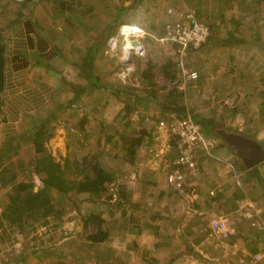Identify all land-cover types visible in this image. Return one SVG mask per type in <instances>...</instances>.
Segmentation results:
<instances>
[{"label": "rangeland", "instance_id": "374dc122", "mask_svg": "<svg viewBox=\"0 0 264 264\" xmlns=\"http://www.w3.org/2000/svg\"><path fill=\"white\" fill-rule=\"evenodd\" d=\"M233 1L236 2L232 4ZM46 3V1L41 3V10L45 14L42 20L44 25L37 26L36 33L49 39L47 48H42L43 51L46 50L44 52L48 56L52 53L50 51L54 40L58 42V44L55 43L58 45L57 49H59V43H62V54L59 56V50H57L56 57L54 55L52 59H45L43 51L38 50L39 55L35 53L36 51L33 54L27 53V63H24L23 68L17 73L13 69L14 62L8 58V81L3 97L11 103L13 108L7 111L6 115H14L16 110H20L16 120L18 125L20 123L21 129L16 131L14 136L12 134L6 136L8 131L0 129V163L5 161L7 167V172L3 171L0 177V203L8 199L10 194L16 193L13 189L15 186L21 189L19 186L21 182H30L35 190L40 189L35 183V176L42 174L35 170L37 152L32 138L37 128L31 130V126L42 120L51 122V125L47 127L51 134L47 135L45 145L60 163H64L66 159L73 162L81 161L82 157L88 153H99L105 167L113 170L117 176L122 171L125 172L124 169L131 171L132 176L133 171L139 173L142 168H149L151 165H155L153 168L162 177L168 167L171 171V166L168 165L172 159H168V164L160 160L162 155L169 154L166 134L173 122V117L161 118L159 121L160 104L154 99L157 95H159L157 100L165 97L168 90L157 88L159 86L155 85V79L158 76L154 81L149 78L142 85L139 84L135 75H130L133 71L125 73L128 72L129 65L107 54L106 42L103 53L98 56L96 72L102 78L103 83L111 85L110 90L103 91L101 87L88 86L85 92L77 96L78 92L75 87L85 86L89 80L80 75L76 60L79 61V55L83 57L84 52L93 45L96 37L110 25L116 24L112 35L118 32L121 24L128 22L141 24L155 35H160L165 33V28L169 23L180 20L179 12L183 13L188 10L196 14L197 11L203 21L207 20L211 23V37L203 47L190 49L182 56L176 45L162 44L157 40L147 38L144 55L134 57L132 66L134 65L135 68L137 66L139 77L150 59L156 66L154 71L161 75L163 74L162 66L166 64L174 66L173 69L177 70L178 76L174 79L173 85L185 87L182 89L188 88L184 95H179V103L187 102L185 104L187 106L196 105L194 108L198 113L216 122L214 123L216 131L225 128L236 133L241 131L245 135H255V139L264 135V64L262 63L264 59V0H140L138 5L130 6L128 10H122V12L120 6L108 5L106 0H83L82 4L77 6L75 16L70 14L71 18H76V21H73L74 24L68 17L60 16L62 11L58 4L48 3L55 8L44 10ZM16 5L12 3V7ZM55 9H59V14L56 11L54 13ZM10 18L13 19V16ZM117 18L121 21L114 22L113 20ZM226 18L229 21L224 28L221 21ZM234 19H240V22ZM4 21L6 20H3L0 25H3ZM5 23L3 27L11 31L12 25L9 27V23ZM55 28H59V33L52 32L54 38L49 37L48 33ZM212 28L216 32H212ZM230 29L238 31L237 36L244 37L252 45L241 47L236 45L234 49L227 47L225 44L229 35L224 31ZM37 39L38 37L34 40ZM253 46H261L262 49H254L252 54L251 50L255 48ZM248 49L250 55L252 54L250 59L242 55V52H248ZM233 50L237 51L235 62L231 61L230 52ZM10 57L12 59L15 56L11 53ZM181 63L187 69H196L202 74L203 80L198 83V87H186L189 84L183 81ZM244 63L251 64L254 69L241 70ZM123 79L128 82L125 84L133 87L126 93L125 100L132 98L130 93L148 97L132 100L137 110L131 114L130 118H123L127 102L119 101L116 90L112 87V84L122 83ZM260 79H263V82ZM158 80H162V83L168 81L165 77H158ZM74 97V105L70 107V100ZM232 98L235 99L234 103L231 102ZM226 100L230 101L228 105L224 104ZM237 107L238 111L234 112ZM86 120L89 122H86V128L83 130L80 125ZM143 120L149 130L144 137V143L139 148H143L141 154L144 156H141L142 158L137 162L136 159L132 162L126 158L127 153L124 149L125 138L131 131L125 128L126 123L132 121V125L138 128L144 126L142 125ZM213 135L224 143L217 134ZM161 152L163 154L160 156L156 155ZM233 155L235 158L232 159L238 158L236 154L233 153ZM126 163L129 164L126 165ZM225 164L226 172L232 170L231 164L228 165V162ZM262 169L264 172V166ZM64 171L65 179L74 180L82 177L80 170L75 169V165L70 168L65 167ZM247 175L239 173L238 182L231 180L232 178L227 182H222L221 186L215 187L211 192L214 193V195L211 194L212 197L216 199H208L202 207H208L218 212V215L226 210L225 213L232 217L235 227L240 226L241 223L249 230L251 227L248 222L250 221L241 218L239 214L241 210H244L245 205L243 204L247 199L238 198L235 199V203L233 202L235 185L237 184L242 189L250 185L252 191H256L255 199L252 200L263 211L264 186L259 182L258 175L252 176L253 178H248ZM211 178L214 179L213 176ZM243 191L248 194V188ZM75 194L79 195V199L84 200L80 206L75 205L77 203ZM51 196L56 204V211L52 215L32 217L23 222L10 220L5 222L4 226L0 225V264H169L170 260L160 261L152 256L143 257L133 247L124 248L117 243V240H111L120 231L112 229L111 221L105 224L104 229L108 230L109 235L112 236L102 243L101 247H85L87 243L84 219L91 211H103L106 205H109V190L95 201H92L93 198H89L85 193L65 192L55 188ZM115 204L112 203L114 210L119 206L118 203ZM0 207H2L1 204ZM109 212L107 211L108 214ZM261 215L263 216L256 220V223L264 222V212ZM206 216L203 220H206L205 227L208 228L214 218L209 220V214ZM193 239L196 241L192 245L195 251L189 248L184 249L182 253L185 252L187 256L182 263L255 264L240 253L241 251L247 253L251 247V244L247 245L244 240L236 242L237 245H235L232 239L221 238L217 232H199L194 235ZM258 243L264 246V232L258 236ZM70 245L75 247L76 259L71 256H61L58 253L65 251L69 253ZM10 251L14 252L11 259L7 256ZM44 251L49 254L45 257L37 256L38 253ZM205 257L209 260H205Z\"/></svg>", "mask_w": 264, "mask_h": 264}, {"label": "crops", "instance_id": "0c3cea01", "mask_svg": "<svg viewBox=\"0 0 264 264\" xmlns=\"http://www.w3.org/2000/svg\"><path fill=\"white\" fill-rule=\"evenodd\" d=\"M45 1L46 0H25L22 2H16L15 0H0V23L3 20H6L4 21L3 25H0V29L2 30L0 32L3 33L5 41L7 42V56L10 61L14 62L13 69L15 73L23 68L22 66L24 63H27V53L33 54L35 51V53L38 52L37 48L35 47L36 43H38V39H34H36V36L38 35V33H36V27H41L44 25L42 20L44 19L45 14L44 11L42 12L41 8ZM64 2L67 4L62 5H67L69 10L68 8H64L65 10H61L62 13L60 16L68 17L70 22L74 24L73 21H76V18H71L70 14L75 16L77 5L70 3L69 0H64L61 3ZM106 2L108 5L120 6L122 12V10H128L130 6L138 5L140 0H106ZM235 2L236 1H233L232 4ZM12 3H16L17 5L12 7ZM46 4L47 5H44V10H46V8L51 10V5L48 3ZM56 12L59 14V9L56 10ZM18 14H22L23 18L17 20ZM10 15L13 16V19L10 18ZM118 20L121 21L119 18L113 21L118 22ZM228 21V18L221 21V23L224 25V28H226L225 25L228 23ZM5 22L9 23V27L12 25L11 31H9L8 28L6 29L3 27L6 24ZM32 25L33 27L30 29V26ZM55 31L59 33V28L51 30L49 32L50 34L48 33V35H50L49 37L54 38V34L52 32ZM231 31L237 35L238 31L234 29L225 30L224 33L227 32L228 34V32ZM55 43L56 41L54 40L53 44ZM46 44L47 43L41 44V46L45 45V48L43 47V49L47 48ZM56 44H58V42ZM252 49L253 50H251V53L253 54L254 48ZM44 51L46 52V50ZM44 51L43 53L46 56L43 55V57H47L49 59V56ZM11 53H13V56H15L12 59L10 57ZM242 54L248 59H250V56H252V54L250 55L249 52H242ZM37 55H39V53H37ZM5 102L6 104L4 106V113L2 114L3 116L1 118H4V120H0V129L2 128L5 131H8L5 134L6 136L7 134H12V136H14L15 132L21 129L19 127L20 123L18 125L16 120L18 119L17 117H19L18 112L21 111L16 110V113L14 115L12 114L11 116L6 115L7 111L13 107H11V103H8L6 99ZM185 104H187V102H185ZM170 116L172 117L170 114L166 117L168 118ZM160 120L161 117H159V121ZM240 133L244 134L241 131ZM209 136L214 138L212 135ZM246 136L248 135L246 134ZM215 139L218 142V146L215 149V156L203 157L200 166V175L198 176L199 178L197 177V181H193L194 178H189L188 183L184 188L174 187L168 183L167 173L170 171L169 167L166 169L167 172L163 174V177L160 176L161 174L159 172L155 171L153 168L155 165L151 164H149L151 165L149 168H142L141 172L139 173L137 171L138 174L134 178L131 176V171L129 172L127 169H124L125 172L122 171L120 175H116V180L109 185V205H106L103 211H99L102 213V216L107 221V223L109 221L112 222L113 230L121 231H119V234H117V236L113 237L111 240H117V243H119L121 247L124 248L133 247L136 252L140 253V255L143 257L152 256V258L160 261L178 258L179 261L184 262L186 258L185 256L187 255L185 252L182 253V251H184V249H188L191 245H193L194 242H196L193 239L195 234L197 235L199 232H202L204 229H206V220H203L207 217L206 214H209V220L215 218L219 214L218 212L216 213L210 210L208 207H202L204 206L205 201L208 199H216V197H212V195H214V193H211L212 190L215 187L221 186L222 182H227V180L230 178H232L231 180L238 182L239 179L237 176L239 173H242V175L248 174L246 171L239 172L238 168L234 167L236 166L234 164L235 159L232 158L235 157L229 148L230 145L228 144L229 146L224 147L218 138ZM12 140H15V138H12ZM258 140L260 142L262 141L263 143L264 135L260 136ZM174 149L175 147L172 145L169 154H164L166 155L167 159L171 158L174 160L176 156V151H174ZM168 150L169 149L167 147V151ZM141 152H143V148L138 150L137 156L135 158L136 162L138 159L142 158L141 156H144L141 154ZM165 162L168 164L169 160H165ZM209 162H213L214 164H210ZM226 162H228V165L231 164L232 166V170H228L227 172L225 167ZM127 164L129 163H126V165ZM1 165L2 162L0 163V166ZM130 165L132 166L133 164ZM130 165L129 170L131 169ZM211 176H213L214 179H212ZM247 176L249 178V175ZM249 186L250 185H246L243 188L245 190L248 188V193H253L254 196H256V191H252L253 189H251ZM238 187L239 186L236 184L234 192ZM74 196H76L75 199L77 206H80L84 200L79 199V195L75 194ZM251 197L247 196L246 199H253ZM112 203H118L119 206H117V208L114 210L112 209ZM107 211H110L109 214ZM248 223L250 224V222ZM253 233L254 232L248 233L253 235L250 236V238L252 239V237H255L258 239V234H255L254 236ZM111 236L112 235L110 234L109 237ZM237 239L240 240L241 238ZM242 240H244L247 245L251 244L249 240L247 241L245 239H241L240 241ZM256 247L261 248L262 245L257 243Z\"/></svg>", "mask_w": 264, "mask_h": 264}, {"label": "trees", "instance_id": "16d2710c", "mask_svg": "<svg viewBox=\"0 0 264 264\" xmlns=\"http://www.w3.org/2000/svg\"><path fill=\"white\" fill-rule=\"evenodd\" d=\"M42 1V0H40ZM44 1V0H43ZM64 0H46L47 3H51L53 5L58 4L59 7H61V10H65L69 7L67 5H62V4H67L66 2L61 3ZM75 1V0H74ZM74 1H69L70 3L73 4ZM83 0H76L75 4L77 6L82 4ZM85 1V0H84ZM62 5V6H61ZM53 7V6H52ZM55 8V7H53ZM65 8V9H64ZM57 9V8H56ZM56 9L54 11H56ZM196 15L199 19L201 15H199L196 11ZM20 18H23L22 14H18L17 20H19ZM203 20V19H202ZM237 20L240 19H234V21L237 22ZM16 21V20H15ZM21 21V20H20ZM205 22L208 26H210L211 29V23L209 21H203ZM33 25L30 26V29H32ZM116 27V24L114 25H110L108 27V29L103 30L95 39V42L93 43V45L90 48H87L86 51L84 52L83 57L79 55V61L76 60L77 64L76 66L79 67L80 69V75L84 78V79H88L89 83H86L87 85L85 86H78L75 87L78 94L77 96H80L82 94V92H85V90H87L86 88L88 86H98L101 87L103 91H108L110 90V84L107 85L106 83H103L102 78L98 75V73L96 72L97 69V63H98V56L99 54H102L105 43L108 41L109 37L112 36V34L114 33V29ZM215 30H213L212 28V32H214ZM216 32V31H215ZM229 38H226V44L227 47L233 48L236 45L244 46V45H252V43H248L246 39L244 38H240L238 37L235 33L228 32ZM38 36V43H36L37 45V50L43 51V46H41L42 43H47L49 41L48 38L45 37H41L40 35ZM36 36V37H37ZM211 35L209 36L208 40L210 39ZM47 45V44H46ZM48 46V45H47ZM62 43H59V49L58 46H56L55 44L52 45V50L49 54V59H52V57L55 55H57V50H59V56L62 54ZM45 48V47H44ZM254 49L256 50H260L262 49L261 46L259 47H255ZM264 50V48H263ZM54 51L55 54L53 53ZM249 53V49L247 50ZM7 52H8V46H7V42L5 41V37L3 35L2 32H0V120H4L1 119L2 118V114L4 113V106L6 104L5 99L3 97L4 92L6 91V85H7V65H8V56H7ZM231 53V61L235 62V55L237 54V51L233 50ZM243 55V54H242ZM63 56V55H62ZM245 56V55H244ZM263 57V56H262ZM45 59H48L47 57H44ZM81 62V63H80ZM262 63L264 64V59H262ZM173 64V63H172ZM139 65V64H138ZM175 65V63H174ZM155 64L153 62L152 59H150L147 62V65L145 66V68L143 69L142 73L140 74L141 77H139V70L137 69V66L135 68V71L133 73V76L135 75V79L138 81L139 84H143L145 83L146 80H152L154 81V79L158 76V77H165L168 81L162 83V80L159 81L158 77L155 79L156 80V84L159 87H157L159 90L163 89L164 90H168V92L165 94V97H162L160 100H157V97L159 95H157V97L154 99L156 100L159 104H160V116L161 118H165L166 116H168L169 114H176L179 117L182 116H187V115H192V117L197 121V123H199V125L201 126V128L208 134V135H212L213 134H217L219 137L222 138L223 142L222 143L224 146H229L228 143L225 141V139L220 136L218 134V131L215 130V124L216 122H214L212 119H210L209 117H205L203 115H201L200 113H198L195 110V106L196 105H185L184 102L179 103L178 99H179V95H184V93L187 92V89H182L180 86L178 85H173V83L175 82L174 79L177 78V70L173 69V67L168 66L167 64L161 67V72L163 73L161 75V73L158 74V72L154 71L155 70ZM241 70H245L247 69L248 71L251 69H254L251 64L249 63H244L243 66L240 68ZM246 70V71H247ZM158 74V75H157ZM134 80V79H133ZM201 80H203V76L202 74H200L199 78L194 81L191 82L189 85H186V87H198V83L201 82ZM263 82V79H260ZM120 82V81H119ZM124 82V81H123ZM118 83L113 85L112 87L114 88V90H116V94L117 97L119 98V101L121 102H127L124 103L126 104V113L124 115L123 118H130L132 115V113H134V111H136L137 109L134 108L133 104H132V100L134 98L137 99H143V98H148L147 96H143L140 95L138 93H130V96L132 98H126L125 100V96L127 95L126 93H128L130 91V89H133V87H131L129 84H125L128 82H124V83ZM137 83V84H138ZM136 84V85H137ZM133 86V85H132ZM74 88V87H73ZM133 91V90H132ZM200 92V91H198ZM157 93V91L155 92ZM122 94V95H120ZM163 96V95H162ZM127 97V96H126ZM74 99L70 100V107H72L74 104ZM228 105V104H225ZM72 109V108H71ZM238 111V107L234 110V112ZM39 121V120H36ZM86 121H82L80 128H82L84 130ZM89 122V121H88ZM87 122V123H88ZM264 123V121H263ZM36 124V125H35ZM51 124L50 120H42L36 123H33L31 126V130L34 128H37V131L34 132V134L32 135L33 138V142L35 144V149L37 152V163L35 164V170L39 173H41L43 175V180H44V187L39 189L38 191L34 190V185L30 182H21L19 184V186L21 187V189H19L18 186H15L14 191L16 193L14 194H10L8 199H6L5 201H2L0 204L3 207V211L0 212V225L4 226L5 222L12 220V222H16V221H20L23 222L25 219H29V218H40V217H45V216H50L52 215L55 211H56V204L53 201V198L51 196L53 189H58L61 191H65V192H69V191H74L75 193L79 194V193H85L87 194V196L89 198H93L92 201H95V199L100 198L103 196L104 193L107 192V190H109V183H112L116 180V174L113 170L105 167L104 163L102 162V157L100 156L99 153H88V155H85L82 157L81 161H71L70 159H66V161L64 163H60L58 162L53 155L49 152V149L47 147V145H45V141L48 138L47 135H50L51 132L47 127ZM141 127H134L132 125V121H128L126 123V129L127 130H131L130 133H128V135L125 138L124 141V149L126 151V158H129L130 161H134L139 148L142 146V144L144 143V137L146 134L149 133V130H147V127L145 126L146 123L143 120V123ZM226 129V128H225ZM249 137L254 138L255 135H250L247 134ZM262 143V142H261ZM264 145V143H263ZM229 148L231 149V151L236 154V156L238 157L237 159H235L234 164L236 166H234L235 168L237 167L239 172L240 171H246L248 172L249 178H252V176L258 175L259 177V182L262 184V186H264V175H263V169L262 167L264 166V161L254 167L248 168L244 161L242 160V158L238 155L236 149L232 146H229ZM8 158H10L8 156ZM4 165V167H2ZM73 165H75V169L80 170V174L82 175L81 178L79 179H65V171L64 168L65 167H72ZM1 170H0V177L2 172L4 171V173L7 172V167L4 163L2 162V165L0 166ZM24 190V192H23ZM235 193V198L233 199V202L235 203V199L238 198H244L246 199L247 196L251 197L253 199H255L254 194L253 193H244L243 189L239 186ZM87 198V197H86ZM99 200V199H98ZM91 201V200H90ZM77 206V204H75ZM42 214V215H41ZM41 215V216H39ZM28 221V220H27ZM107 223V221L104 219V217L102 216L101 212H97L95 210L91 211V213L85 217L84 219V233H85V239H86V245L85 247H94V248H98L101 247V244L104 243L105 241H107V239L109 238V231L104 229L105 224ZM250 225V224H249ZM236 231L237 234L233 236V241L237 238H243L245 240H249L250 242V236H253L251 234H248V232L252 233L254 232V236L255 234L261 235L262 232H264V229H258V228H250L249 230L244 227L241 223L240 226H236ZM251 250H253L254 252H257V243H258V239L255 237H252L251 239ZM6 248V245H5ZM71 250L69 251V253L67 251H63L62 252H58L59 255L61 256H71L73 257V259H76L75 256V247L71 246L70 247ZM74 249V250H73ZM189 249L191 251H195L194 247L191 245L189 247ZM36 251V249H34ZM14 252H8L7 256L11 257L13 256ZM42 254V255H41ZM49 253H47L46 251H44L43 253H38V257L42 256L45 257L47 256ZM102 259V256H101ZM10 261V260H8ZM183 261H179L178 258H174L173 260H170L169 264H185L182 263ZM8 264V263H5ZM102 264V263H101Z\"/></svg>", "mask_w": 264, "mask_h": 264}, {"label": "built area", "instance_id": "2783aa9c", "mask_svg": "<svg viewBox=\"0 0 264 264\" xmlns=\"http://www.w3.org/2000/svg\"><path fill=\"white\" fill-rule=\"evenodd\" d=\"M16 2H22L25 0H15ZM181 16L180 20L169 23L165 28V33L155 35L147 28H144L141 24L128 22L121 24L118 32L111 36L107 42L106 52L110 56H115L121 60V63L129 65L128 72L134 70L132 66L133 57L142 56L145 53V40L151 38L157 40L162 44L176 45L180 54L184 56L186 51L190 49H199L205 45L208 41L210 34V27L199 19L197 15L191 11H184L178 13ZM188 21V22H186ZM182 65V63H181ZM183 81L185 84H190L196 81L200 73L196 69H187L185 65H182ZM132 74V73H131ZM130 74V75H131ZM125 80V79H123ZM185 88V87H181ZM235 99L232 98L231 102L234 103ZM230 101H225L224 104H229ZM173 122L167 130L166 146L168 151L172 145L175 147L176 156L174 160L169 163L171 171L167 173V181L174 187H183L188 183L189 178H194L193 181H197L200 175V165L204 156H215V149L218 146V142L215 137H210L192 117V115L179 117L176 114H172ZM161 153H157L160 156ZM160 160L166 163V155H162ZM137 172H132V177L137 176ZM198 177V178H197ZM35 183L37 188H43L44 180L42 175L37 174L35 176ZM244 210L240 211V217L250 221V227L264 229V222L256 223V220L261 219V215L264 211L255 203L252 199H247L245 202ZM2 207H0V212ZM263 211V212H262ZM242 215L244 217H242ZM250 219V220H249ZM233 219L227 213H220L213 219L210 227L204 229L202 232H217L221 238L232 239L237 234L236 227L233 224ZM241 240V239H240ZM235 239L236 242L240 241ZM248 249V248H247ZM243 256L248 257L255 264H264V246L257 249V252L248 249L247 253L240 252ZM209 260L208 258H204Z\"/></svg>", "mask_w": 264, "mask_h": 264}, {"label": "water", "instance_id": "95a60500", "mask_svg": "<svg viewBox=\"0 0 264 264\" xmlns=\"http://www.w3.org/2000/svg\"><path fill=\"white\" fill-rule=\"evenodd\" d=\"M225 141L234 147L248 168L254 167L264 161L263 144L241 133L231 132L226 129L218 131Z\"/></svg>", "mask_w": 264, "mask_h": 264}, {"label": "clouds", "instance_id": "9594fccd", "mask_svg": "<svg viewBox=\"0 0 264 264\" xmlns=\"http://www.w3.org/2000/svg\"><path fill=\"white\" fill-rule=\"evenodd\" d=\"M112 36H113V35H112ZM110 37H111V36H110ZM110 37H109V39H110ZM109 39H108V40H109ZM107 42H108V41H107ZM134 57H139V56H136V55H135ZM134 57H133V60H134ZM133 67H134V65H133ZM134 71H135V67H134V70H133L132 74L134 73ZM132 74H131V75H132ZM123 81L126 82V80H123ZM254 139H255V138H254ZM256 140H258V139H256Z\"/></svg>", "mask_w": 264, "mask_h": 264}]
</instances>
